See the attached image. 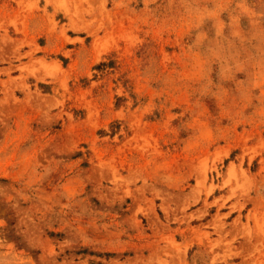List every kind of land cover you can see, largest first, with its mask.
<instances>
[{
    "label": "rangeland",
    "instance_id": "obj_1",
    "mask_svg": "<svg viewBox=\"0 0 264 264\" xmlns=\"http://www.w3.org/2000/svg\"><path fill=\"white\" fill-rule=\"evenodd\" d=\"M0 264H264V0H0Z\"/></svg>",
    "mask_w": 264,
    "mask_h": 264
}]
</instances>
